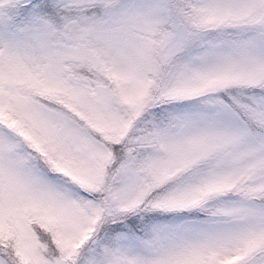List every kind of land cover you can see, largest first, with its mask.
I'll return each mask as SVG.
<instances>
[{"label":"snow or ice","instance_id":"1","mask_svg":"<svg viewBox=\"0 0 264 264\" xmlns=\"http://www.w3.org/2000/svg\"><path fill=\"white\" fill-rule=\"evenodd\" d=\"M0 264H264V0H0Z\"/></svg>","mask_w":264,"mask_h":264}]
</instances>
